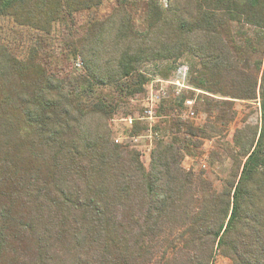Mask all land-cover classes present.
Here are the masks:
<instances>
[{"label": "trees", "instance_id": "trees-1", "mask_svg": "<svg viewBox=\"0 0 264 264\" xmlns=\"http://www.w3.org/2000/svg\"><path fill=\"white\" fill-rule=\"evenodd\" d=\"M0 26V264H264V0H0ZM57 38L80 70H51ZM184 55L208 120L178 115L194 91L163 101L153 130L170 138L152 133L145 167L109 121L150 82L146 64ZM235 101H259L260 127L234 132L216 190L182 161Z\"/></svg>", "mask_w": 264, "mask_h": 264}, {"label": "rangeland", "instance_id": "rangeland-1", "mask_svg": "<svg viewBox=\"0 0 264 264\" xmlns=\"http://www.w3.org/2000/svg\"><path fill=\"white\" fill-rule=\"evenodd\" d=\"M162 2L164 3V0H162ZM110 4L111 3L107 2L102 10L99 11L98 15H105L110 8ZM140 14L135 16L137 26L138 23L141 22ZM2 30L7 33L8 37L12 35L9 31V27H6ZM51 44L54 51L56 52V57L51 65V70L54 73L63 75L65 73H70L71 71L75 72L80 70L79 63H69L64 59L61 53V43L58 38L53 39ZM170 64L171 63L167 62H154L146 64L143 71L151 79L150 82L145 86V89L142 93L135 94L131 97H125V101L123 100L124 102L119 104V108L114 112L111 120L109 121L113 140L116 138L119 141L118 144L125 145L138 151L141 156V161L145 167L148 166L150 151L153 148V141L156 140L152 137V133L156 134L157 139L163 138L165 141H168L170 138L168 131L164 129L166 127L164 123L160 124V128L153 130V128L158 124L159 120V118L156 116V110L162 105L163 101L175 102L181 98L185 92L194 91L192 97L186 98L183 101V109L181 110L182 113L180 114L179 112L178 114L177 111L173 110L170 115L173 116L178 114L180 117L183 115L184 118L182 119L187 120L198 127L203 126L208 120V114L197 112L195 110L197 102L202 101V92L194 90L187 83L190 74L200 70L197 61L188 55H184L177 62H175L174 69L171 70L169 68ZM178 65L184 66L187 69V78L183 85L185 87L188 86L190 90H185L179 86H171L169 84V82H173L175 79ZM181 85L182 83H180V86ZM161 87L165 89L164 92L160 91ZM117 99L118 98H116V100ZM186 100H191L193 102L192 106L186 107L184 105ZM190 108L195 113L193 120L186 119L184 116L190 110ZM234 109L236 115L228 127L225 128L221 133L216 134L214 137L204 140L199 155L186 156L182 161V167L185 170H191L196 175L201 173L204 178L213 183V186L216 190L221 189L222 179L227 176L232 166V161L228 157V151L234 149V132L237 129L243 128L247 125L252 127H260L259 101H235ZM148 111L152 112L151 118L147 114ZM121 119H132V125L136 122H139L141 125L145 126L147 130H145L141 135L130 136V124L125 123ZM212 150L219 152L221 161L215 162L214 165L210 166L209 155ZM213 264H228V261L220 255H216Z\"/></svg>", "mask_w": 264, "mask_h": 264}, {"label": "built area", "instance_id": "built-area-1", "mask_svg": "<svg viewBox=\"0 0 264 264\" xmlns=\"http://www.w3.org/2000/svg\"><path fill=\"white\" fill-rule=\"evenodd\" d=\"M186 78H187V69H186V67H184V66H181V65H178V67H177V69H176V75H175V79H174V81L172 82H169V84L171 85V86H175V87H182L183 89H185V90H188L189 88H188V86L187 87H185L184 85H183V83L184 82H186ZM180 83H182V85L180 86ZM164 88L163 87H161L160 88V91L161 92H164ZM190 90V89H189ZM178 93V92H177ZM192 101L191 100H186L185 102H184V105L186 106V107H190V106H192ZM147 114L150 116V118H151V116H152V112H150V111H148L147 112ZM185 117H186V119H190V120H193V118L195 117V113L191 110V108H190V110L186 113V115H184ZM153 118V117H152ZM181 118H184L183 117V115H181ZM122 121H124L125 123H128V124H130V126L129 127H131L132 128V119H121ZM114 142L115 143H117L118 144V140L115 138L114 139Z\"/></svg>", "mask_w": 264, "mask_h": 264}]
</instances>
